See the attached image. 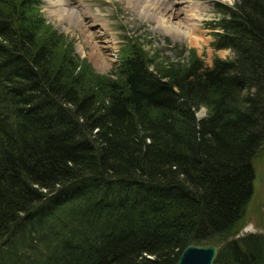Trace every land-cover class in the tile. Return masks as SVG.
<instances>
[{
	"label": "trees",
	"instance_id": "16d2710c",
	"mask_svg": "<svg viewBox=\"0 0 264 264\" xmlns=\"http://www.w3.org/2000/svg\"><path fill=\"white\" fill-rule=\"evenodd\" d=\"M40 7L0 0V264H176L206 244L264 264V234L233 237L264 144V0L217 5L232 59L162 64L132 39L107 75Z\"/></svg>",
	"mask_w": 264,
	"mask_h": 264
},
{
	"label": "rangeland",
	"instance_id": "374dc122",
	"mask_svg": "<svg viewBox=\"0 0 264 264\" xmlns=\"http://www.w3.org/2000/svg\"><path fill=\"white\" fill-rule=\"evenodd\" d=\"M179 1L183 3L179 7L187 14L191 5L199 4L201 20L190 17L184 19V15L179 17L186 23L196 25L193 28L201 39L196 45L189 43L181 34L167 33L159 23V17L173 5L174 0H40V14L47 24L73 45L74 54L85 61L94 73L101 75L110 74L114 70L123 48L132 39H139L144 45V50L153 53V57L162 64L188 65L194 56L202 61L205 67L210 68L216 58L232 59L233 52L213 48L212 43L217 31L213 25L224 17L217 5L233 7L237 0H234L233 4H229L227 0ZM61 5L80 14L89 12L84 19L82 17L84 25L81 26L75 18L60 16L56 12V6ZM186 23L185 26L188 25ZM112 38L114 41L109 43ZM94 45L101 54L100 62L92 55ZM199 111L200 109L197 113ZM253 166L255 176L252 196L241 228L233 235L234 238L249 233L264 234V144L253 160Z\"/></svg>",
	"mask_w": 264,
	"mask_h": 264
},
{
	"label": "bare ground",
	"instance_id": "6f19581e",
	"mask_svg": "<svg viewBox=\"0 0 264 264\" xmlns=\"http://www.w3.org/2000/svg\"><path fill=\"white\" fill-rule=\"evenodd\" d=\"M148 2L150 3V1H148ZM182 4L183 3L181 1H179V0L175 1L174 0L173 5H171V7H168L167 11L162 13L161 17H159V19H158L159 23L161 24V26H163V28L166 30L167 33L174 32V33H177V34H181L187 39V41L189 43H191L192 45H196L197 42L201 40L198 37V35L196 34L197 31L194 30V28H193L196 25L195 24L186 23L183 20L188 18V17H190L192 19L201 20L202 19V15L199 14L200 11L198 10L199 9V4L191 5L190 9L188 10V14L183 12L181 7H179ZM200 6H202V5H200ZM56 7H55L56 8V12L60 16H65V17H68V18H75L77 21L80 22L81 26L84 25V23H83L84 17L88 16V14H89V12H87V11H85L83 14H80L78 11H76L74 9L71 10L69 8H66L64 5L56 6ZM175 7H179V8L175 9ZM200 10H201V8H200ZM181 15H184L185 18L184 19H180L179 17ZM82 17H83V19H82ZM184 23H186L188 25L185 26ZM101 25H103V24H101ZM91 38H92V36H91ZM113 41H114V39L112 38V41H109V43L113 42ZM92 55L95 57V59L97 61L100 62L102 60V57L100 56L101 54L98 52V49H97L96 45L92 46Z\"/></svg>",
	"mask_w": 264,
	"mask_h": 264
},
{
	"label": "water",
	"instance_id": "95a60500",
	"mask_svg": "<svg viewBox=\"0 0 264 264\" xmlns=\"http://www.w3.org/2000/svg\"><path fill=\"white\" fill-rule=\"evenodd\" d=\"M196 117L200 120L204 114ZM223 239L228 240L227 237ZM217 251L218 247L212 244L188 245L180 254L176 264H213Z\"/></svg>",
	"mask_w": 264,
	"mask_h": 264
},
{
	"label": "clouds",
	"instance_id": "9594fccd",
	"mask_svg": "<svg viewBox=\"0 0 264 264\" xmlns=\"http://www.w3.org/2000/svg\"><path fill=\"white\" fill-rule=\"evenodd\" d=\"M229 4H233L234 0H227ZM207 108L205 106H201L200 111L197 113V116L200 117L202 114H206Z\"/></svg>",
	"mask_w": 264,
	"mask_h": 264
}]
</instances>
